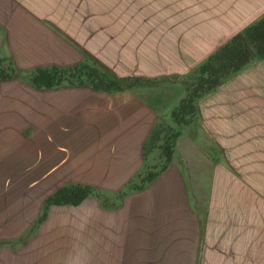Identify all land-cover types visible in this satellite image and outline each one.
I'll return each mask as SVG.
<instances>
[{
	"label": "rangeland",
	"instance_id": "rangeland-1",
	"mask_svg": "<svg viewBox=\"0 0 264 264\" xmlns=\"http://www.w3.org/2000/svg\"><path fill=\"white\" fill-rule=\"evenodd\" d=\"M91 2L100 21L111 18L109 31L101 32L104 27L97 24L98 34L109 36L113 47L114 38L127 30L142 55L139 62L132 53L119 63L109 53L100 57L104 50L95 47L88 62L94 60L120 79H139L140 86L171 84L173 95L182 90L184 96L185 83L204 61L184 54L187 71H168V49L183 47L175 38L182 35V1ZM13 67L16 75L0 80V264H18L8 263L12 255L39 264H264V80L236 83L243 80L241 73H260L264 79V62L252 63L204 97L198 117L183 127L168 170L157 180L167 175L170 186L178 181L184 199L159 184L156 204L155 192L147 189L157 180L142 191L129 190L127 184L93 186L96 197L76 207L53 208L43 220L40 204L61 185L66 169L54 168V145L44 144L38 90ZM11 80L18 83H5ZM219 118L228 122L223 129ZM158 163L155 153L149 156V165ZM135 175L130 181L139 183ZM250 244L260 257L234 261V255L247 254Z\"/></svg>",
	"mask_w": 264,
	"mask_h": 264
},
{
	"label": "crops",
	"instance_id": "crops-1",
	"mask_svg": "<svg viewBox=\"0 0 264 264\" xmlns=\"http://www.w3.org/2000/svg\"><path fill=\"white\" fill-rule=\"evenodd\" d=\"M181 1L183 13L179 27L182 35L175 38H179L183 47L176 44L172 51H167L168 71L177 74L187 71L183 56L190 54L192 58L204 61L230 37L264 14V0ZM93 8L91 0H0V58L12 62L19 72H28L39 67H69L88 62L87 54H94L95 47H101L104 51L100 57L109 53L118 57L117 62L125 63V56L134 53L135 63L137 59L139 62L137 56L142 53H139L137 39L128 37L130 34L123 30L118 40L114 38L112 47L111 38L103 35L111 29V18L109 16L107 23L103 19L100 21L94 16ZM97 24H102L103 33L98 34ZM157 37L162 40L166 35ZM140 40L138 45L143 44ZM239 77L243 80L237 79L236 83L257 78L264 80L256 72L241 73ZM140 84L116 93L70 86L38 90L44 144L54 145L51 149L57 153L54 168L66 169H61L63 175L58 181L62 182L54 190L68 184L118 185L120 188L140 171L144 161L143 143L150 129L161 115L165 114L167 118L169 111L183 97L182 90L177 96L170 92L171 84L164 89H158L153 83ZM168 180L166 175L147 189L152 194L155 192L156 204V190H163V185L167 192L177 191L179 198L184 199L183 186L178 181V185L170 186ZM155 203H152L154 208L158 207ZM253 249L250 244L247 254L234 255V261L248 262L249 256L254 261L257 253ZM10 258L8 263L39 264L29 257L28 261H17L14 255Z\"/></svg>",
	"mask_w": 264,
	"mask_h": 264
},
{
	"label": "trees",
	"instance_id": "trees-1",
	"mask_svg": "<svg viewBox=\"0 0 264 264\" xmlns=\"http://www.w3.org/2000/svg\"><path fill=\"white\" fill-rule=\"evenodd\" d=\"M7 63V68H0V80L6 81L16 75L10 61L0 58V63ZM254 62H264V14L240 32L230 37L212 55L207 57L193 72L191 82L185 83V93L178 104L162 122H156L150 129L143 143V168L135 175L139 183L129 181L126 188L142 191L168 170L172 160L175 143L183 127L198 117L200 101L216 94L229 78L241 73ZM22 80L35 90H53L61 86L90 88L100 93L121 92L134 87L139 79L118 78L97 63L87 61L69 67L51 66L36 68L21 73ZM137 83H132V82ZM149 82V81H146ZM221 129L228 125L218 119ZM223 125V127H222ZM215 123V129H218ZM156 154L158 164L149 165V156ZM97 196V189L81 184L61 186L50 193L41 203L40 219L53 207L79 206L90 197Z\"/></svg>",
	"mask_w": 264,
	"mask_h": 264
}]
</instances>
